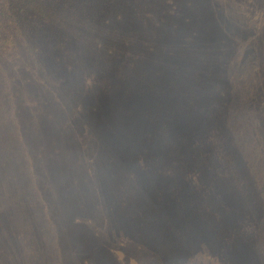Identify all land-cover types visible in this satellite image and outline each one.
Instances as JSON below:
<instances>
[{
    "label": "rangeland",
    "instance_id": "rangeland-1",
    "mask_svg": "<svg viewBox=\"0 0 264 264\" xmlns=\"http://www.w3.org/2000/svg\"><path fill=\"white\" fill-rule=\"evenodd\" d=\"M141 1L121 4L124 84L121 95L101 102L121 100L124 145L141 141L133 130L145 119L139 117L142 110L155 114L150 118L154 123L171 118L174 100L182 91L171 80L181 69L189 73L188 78L203 77L200 84L209 88L201 92L202 119L209 125L199 129L204 137L213 131V124H224L231 113L239 111L238 98L249 100L250 93V100L255 94L264 103V61L257 62L252 73L250 69L252 48L263 50L259 57L264 59V0H213L211 4L209 0L203 6L188 5L187 0ZM243 24L253 29L250 36L255 34L251 48L235 33ZM180 31L185 34L182 38ZM217 74L221 78L213 77ZM216 84H226V99L218 96ZM79 90L74 87L65 92L70 94L68 101L49 92L51 102L46 107L35 105L29 113L0 121V264H203L207 233L213 235L210 248L218 258L240 257L241 250L252 247L250 235L262 234L264 215L247 233L238 228L246 225L241 221L244 215H232L239 221L229 219L226 226H220V205L224 204L220 191L236 189L220 181V167L183 168L197 174L212 172L209 175L215 176L212 181L218 186L208 189L204 185L209 181H194L192 190L186 186L183 197L173 199V194H182L178 187L185 186L173 184L184 181L168 175L159 184L157 178L167 175L163 171L168 169L140 165L143 150H107L106 139L112 137L108 124L102 117H90L87 109L93 104L92 97L86 88ZM42 94L39 91L38 96ZM259 105H253L258 116ZM261 111L264 123V104ZM244 112L249 114L248 106ZM31 116L34 120L27 119ZM254 118L249 114L250 122ZM92 120L101 128L95 131L96 137L88 127ZM74 123L75 132L62 134L64 124ZM261 136L252 130L237 134L233 145L236 167L258 186H264V128ZM122 156L132 162L127 159L124 165ZM130 171L137 174L124 186L123 174ZM193 193L199 203L192 206L201 221H192L188 212L187 197ZM143 194L162 199L149 208L155 215L146 217L148 229L139 215ZM225 204L232 210L233 203ZM241 208L236 205L238 211ZM240 234L247 242L245 248L239 245ZM259 243L264 244V235ZM245 256L249 260L250 255Z\"/></svg>",
    "mask_w": 264,
    "mask_h": 264
},
{
    "label": "trees",
    "instance_id": "trees-1",
    "mask_svg": "<svg viewBox=\"0 0 264 264\" xmlns=\"http://www.w3.org/2000/svg\"><path fill=\"white\" fill-rule=\"evenodd\" d=\"M125 1L0 0V121L11 119L12 115L17 116L21 112L29 113L35 105L46 107L51 102L47 95L49 92L56 93V99L68 101L70 94L65 92H69V89L73 90L75 87L76 91H80L79 88H86L93 101L91 107L87 109L90 117L104 118L112 135L106 139L104 147L107 150L113 153L143 150L139 155L140 165L152 164L163 167V170L168 169L163 171L167 175L157 178L159 184H164L169 176L186 182L173 184L185 185L178 187L183 190L181 196L176 197L173 194V199L182 198L186 186L192 190L190 185L194 181L198 183L202 180L209 181V184L204 185L208 189L214 190L215 185L218 186V183L212 181L215 176L209 175L212 172L201 170L197 174L183 168L217 165L221 168L217 173L220 181L227 186L231 183L236 186L235 190H229L228 193L220 191L221 200L224 202L220 205V226H226L229 219L239 221L230 218L232 215H244L245 219L241 221L246 225L244 227L238 225L240 232L247 233L249 228L254 230L258 226L260 217L264 215V186H258L257 182L243 175L241 169L236 167L237 152L233 145L237 134H248L251 130L262 137L264 123L260 121V117L264 103L261 97L254 94L250 100L248 93L249 100L238 98L236 102L240 107L239 111L231 113L227 110L233 116L224 124H213L211 128L213 131L207 132L204 137L199 129H207L209 125L202 119L201 92L209 88L200 84L203 77L188 78L189 73L181 69L172 76L171 80L175 88H182L181 97L174 100L176 103L171 118L154 123L150 118L156 117L155 114L152 111L144 113L142 110L139 117L145 119L139 121L133 130V136H139L141 141H138L137 145L133 142L124 145L121 142V135L125 132L126 126L121 125V100L106 105H101V102L103 99L121 95V84H124V76L121 74V4ZM208 1L189 0L188 3L187 0V4L203 6ZM250 1L258 3V0ZM213 2L211 0L208 3ZM141 3H144V0ZM244 29L247 31L245 32ZM259 30L257 28V31ZM252 31L253 29L245 24L235 28V33L244 39L243 44L249 48L252 47L255 37V34L250 36ZM183 32H178L180 38L185 35ZM221 47L224 48L222 44ZM262 51L260 48H252L251 73L257 62L264 61L259 57ZM213 77L221 78L220 74ZM207 80L209 79L205 77V82ZM215 89L218 91V96L226 99V84H216ZM39 91L43 92L41 96H38ZM71 96L74 97V94L72 93ZM255 102L260 103L259 116L257 110L253 108ZM226 104L228 109L230 104L228 106V101ZM247 106L249 114L256 116L252 122L249 121V114L244 112ZM33 116L27 119L34 120ZM88 127L91 136L94 137L97 136L95 131L101 129L100 124L93 120L89 122ZM68 131L75 132V123L62 126V134ZM92 147H95V144ZM122 158L124 165L127 159L128 163L132 162L130 157L122 156ZM109 166L111 167V163ZM104 171L107 172L106 169ZM104 171L100 173L104 174ZM225 173L228 175L225 176ZM136 174L135 171H130L129 174L125 172L124 186L132 183ZM187 198H189L187 202L189 208L198 205L194 193ZM161 200L153 198L150 194L141 196L139 215L144 228H149L146 217L155 215L151 213L150 206L157 205ZM225 203L230 206L233 203L232 210ZM237 204L242 207L240 211L236 209ZM189 208L192 221L194 219L201 221L200 216H196V206H192L191 211ZM261 233L253 232L250 235L253 237L252 247L241 250L240 257L230 259L217 257L218 253L210 248L212 241L209 237L213 235L207 233V238L204 239L206 250L203 254L205 255L203 264H245L246 262L264 264L262 250L264 244L259 243V238L264 235V229ZM238 237L239 245L245 248L247 242H244V237L241 234ZM246 253L250 255L249 260L252 261L246 260L249 257L245 256Z\"/></svg>",
    "mask_w": 264,
    "mask_h": 264
}]
</instances>
